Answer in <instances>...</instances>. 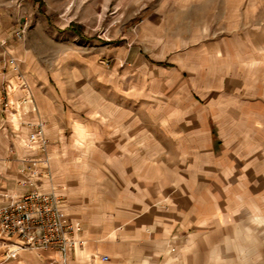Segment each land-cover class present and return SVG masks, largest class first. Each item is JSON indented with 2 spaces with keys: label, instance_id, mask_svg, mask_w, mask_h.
Wrapping results in <instances>:
<instances>
[{
  "label": "crops",
  "instance_id": "crops-1",
  "mask_svg": "<svg viewBox=\"0 0 264 264\" xmlns=\"http://www.w3.org/2000/svg\"><path fill=\"white\" fill-rule=\"evenodd\" d=\"M256 5L226 0L217 16L218 33L175 50L170 55L175 70L168 72L172 77L188 75L184 83L199 88L202 82L208 85L205 76L211 69L212 75L221 76L218 86L247 93V162L233 157L236 153L230 148H220L215 125L216 160L221 162L225 155L229 162L196 168V174L187 173L191 169L184 163L174 168L156 160L151 148L125 147L123 138L137 137L133 117L113 109L118 105L112 101L87 100L92 103L87 115L66 107L56 98L49 74L38 64L31 69L30 64L26 78L35 101H21L20 88L14 92L22 124L0 111V207L11 196L34 188L28 181L35 168L32 160L47 157L46 164H38L43 174L38 189L62 195L68 217L83 226L80 237L85 243L70 252L71 264H264V224L257 219L264 217V159L254 162L252 155L263 152L250 147L249 140L256 134L254 138L264 141V16H253ZM12 6V0H0L2 26L11 24ZM177 43L171 48L176 49ZM11 49L32 62L22 45ZM2 54L0 46V107L5 82L19 81L12 69L2 65ZM129 65L138 72L146 64L138 55ZM155 68L148 71V79L166 73ZM100 74L124 90L125 74L118 66L100 67ZM147 83L144 90L159 93L152 81ZM127 88L130 95L141 90L134 80ZM102 103L115 114L98 118L95 108ZM97 119H102L103 130ZM36 122L44 123V134L51 141L47 153L28 138L30 124ZM9 246L0 240V264H49L58 257L53 250L34 249L5 258ZM103 255L109 258L104 260Z\"/></svg>",
  "mask_w": 264,
  "mask_h": 264
},
{
  "label": "rangeland",
  "instance_id": "rangeland-1",
  "mask_svg": "<svg viewBox=\"0 0 264 264\" xmlns=\"http://www.w3.org/2000/svg\"><path fill=\"white\" fill-rule=\"evenodd\" d=\"M12 1L11 24H0L1 63L12 69L19 81L16 84L9 80L5 82L0 111L8 114L17 125L22 124V118L14 92L20 88L24 92L21 101H35L26 77L29 67L32 65V69L38 64L49 74L57 90L56 98L66 107L87 115L91 109L88 104H101L97 100L112 101L118 105L113 109L122 110L121 115L125 118L133 117L137 137L134 141L123 138L125 147L151 148L156 160H165L174 168L184 163L191 169L187 173L196 174V168H214L220 162L214 151L218 140L214 143L212 138V125H215L220 148H230L231 153H236L233 157L247 162V93L218 86L221 76L212 75L211 69L205 76L208 85L199 84L200 87H209L205 90L195 88L192 82L184 83L183 79L188 75L172 77L168 74L175 70V63L170 59L175 50L191 46L198 38L208 39L218 33L217 16L226 0ZM250 2L257 3L253 16H264V0H247V6ZM20 29L21 37L17 35ZM2 34L5 35L1 37ZM175 40L178 41L176 49L171 48ZM19 45L31 53L33 64L9 50ZM138 55L150 68L145 65L138 72H132L129 62ZM10 57L16 58L18 70L7 63ZM116 66L125 74L122 76L124 90L116 89L114 81L107 82L100 74V67ZM155 67L166 73L158 72L155 78L148 79V71ZM54 74L59 77H53ZM133 80L141 90L130 95L127 87ZM150 81L154 83L153 88L160 90L159 93L149 94L146 88L143 89ZM89 99L92 103L87 102ZM102 104L95 108L98 118L115 114L109 106ZM101 121L97 119L99 130H103ZM30 128L28 138L31 142V133L43 128L42 136L34 143L39 145L45 139L46 147L41 145L38 148L47 153L51 141L44 134V123H31ZM252 135L250 147L262 148L263 152L262 155H252L254 162L259 163L264 159V141L254 138L256 134ZM220 158V163L229 162L225 155ZM260 222L263 226L264 222ZM16 256L9 257L5 253V258ZM49 264L54 263L51 260Z\"/></svg>",
  "mask_w": 264,
  "mask_h": 264
},
{
  "label": "built area",
  "instance_id": "built-area-1",
  "mask_svg": "<svg viewBox=\"0 0 264 264\" xmlns=\"http://www.w3.org/2000/svg\"><path fill=\"white\" fill-rule=\"evenodd\" d=\"M17 35H23L22 30ZM7 63L14 70L19 69L16 58L10 57ZM31 133L35 142L42 136L43 128ZM43 141V140H42ZM46 140L41 142L44 146ZM46 147V145H45ZM48 159L32 160L35 168L31 171L28 181L34 185L19 196H11L10 200L0 207V238L10 246L7 256H16L22 250H53L58 257L52 259L54 264H71L70 252L84 245V240L76 238L83 231L80 223H74L64 208V198L55 192H42L38 189L43 174L38 166L47 163ZM102 258L107 260L108 255Z\"/></svg>",
  "mask_w": 264,
  "mask_h": 264
},
{
  "label": "bare ground",
  "instance_id": "bare-ground-1",
  "mask_svg": "<svg viewBox=\"0 0 264 264\" xmlns=\"http://www.w3.org/2000/svg\"><path fill=\"white\" fill-rule=\"evenodd\" d=\"M262 216V215H261ZM255 218V217H254ZM260 221L264 222V217H257ZM238 225V224H237ZM239 226V225H238ZM238 228V227H237ZM246 231V230H245ZM243 233V232H242ZM263 237V236H262ZM76 238H81L80 233L76 235ZM242 238V237H241ZM82 239V238H81ZM227 239V238H226ZM243 240V239H242ZM226 241V240H225ZM245 245V244H244ZM253 245V244H252ZM242 248V247H241ZM253 248V247H252ZM252 252V251H251ZM247 257V256H246ZM251 259V258H250ZM212 260V259H211ZM253 262V261H252ZM248 263V262H247ZM256 263V262H255ZM242 264V263H241ZM253 264V263H252Z\"/></svg>",
  "mask_w": 264,
  "mask_h": 264
}]
</instances>
